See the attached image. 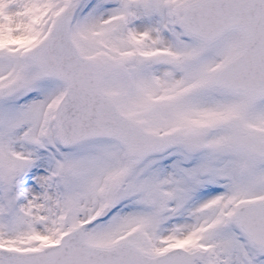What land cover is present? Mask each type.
<instances>
[{
  "label": "snow or ice",
  "instance_id": "obj_1",
  "mask_svg": "<svg viewBox=\"0 0 264 264\" xmlns=\"http://www.w3.org/2000/svg\"><path fill=\"white\" fill-rule=\"evenodd\" d=\"M0 264H264V0H0Z\"/></svg>",
  "mask_w": 264,
  "mask_h": 264
}]
</instances>
